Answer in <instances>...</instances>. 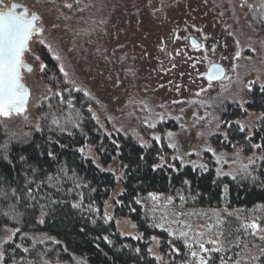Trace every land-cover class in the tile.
Wrapping results in <instances>:
<instances>
[{
  "label": "rangeland",
  "instance_id": "374dc122",
  "mask_svg": "<svg viewBox=\"0 0 264 264\" xmlns=\"http://www.w3.org/2000/svg\"><path fill=\"white\" fill-rule=\"evenodd\" d=\"M257 1L248 0L253 5L250 9L241 6L243 0H7L23 4L39 15L43 33L33 37L30 51L25 54L32 68L31 72L24 71V83L31 91L27 111L11 118L1 117L5 146L30 138L41 127L39 108L54 93H61L65 85L80 89L90 100L89 108L100 132L131 136L143 146L164 140L172 150L173 160L202 171L213 165L219 178L251 174L261 154L256 150L246 153L241 148L218 150L213 137L224 133L223 106L234 103L245 108L251 88L255 84L264 87V31L258 28L259 23L264 28V9ZM191 38L203 47L193 48ZM44 48L53 57H60L56 59L59 68L62 65L68 74L62 72L61 87L44 78ZM212 64L221 65L226 74L209 86L204 74ZM261 118L260 113L248 111L237 123L251 136ZM152 124L155 127H150ZM83 153L101 165L93 146L88 145ZM103 169L117 180L106 203L105 217L115 221L122 236L142 238L131 217L115 214L123 189L120 162L115 158ZM155 206L156 226L173 241L180 238L181 231H189L185 225L192 229L189 240L196 232L206 233L205 239L222 233L219 239L226 251L205 254L208 263L213 253L219 259L239 258L236 254L242 253L246 259L249 254L264 252V239L259 238L264 233L257 236L255 247L242 235L243 225L252 221L215 215L206 218L203 212L172 201H158ZM8 235L0 239L3 253ZM161 243L157 235L151 238V255L160 264H172L171 254L179 255V250L169 240L165 253ZM186 248L190 259L187 264H196ZM3 260L4 256L0 264ZM72 264L88 263L76 259Z\"/></svg>",
  "mask_w": 264,
  "mask_h": 264
},
{
  "label": "trees",
  "instance_id": "16d2710c",
  "mask_svg": "<svg viewBox=\"0 0 264 264\" xmlns=\"http://www.w3.org/2000/svg\"><path fill=\"white\" fill-rule=\"evenodd\" d=\"M262 25L258 24L260 31H264ZM42 55L44 78L61 87L64 81L57 60L46 48ZM61 94L63 102L60 96H52L39 108L41 127L28 139L5 146L0 117V239L9 234L7 229H19L4 244L3 264H72L76 259L88 264H160L149 251L154 235L160 237L163 252L169 240L179 250V255L171 254L172 264H187L184 238L173 241L153 219L157 202L169 198L175 205L203 212L206 218L255 220L264 227V87L255 84L251 88L245 108L234 103L222 108L224 133L213 137L214 147L261 154L251 174L235 179L217 177L213 165L206 171L182 166L173 160L164 140L143 146L131 136L100 132L84 93L64 85ZM248 111L262 115L251 136L237 123ZM53 117L59 118L60 125L52 123ZM88 145L94 147L100 166L79 151ZM115 158L123 171L115 214L131 217L142 234L140 239L122 236L115 221L105 217L117 180L103 168ZM150 193L160 199L153 200ZM242 235L252 247L257 245L258 235L251 230L243 229ZM249 256L258 259L246 258L242 264H264V252ZM208 264H221L216 253Z\"/></svg>",
  "mask_w": 264,
  "mask_h": 264
},
{
  "label": "snow or ice",
  "instance_id": "6c2138e0",
  "mask_svg": "<svg viewBox=\"0 0 264 264\" xmlns=\"http://www.w3.org/2000/svg\"><path fill=\"white\" fill-rule=\"evenodd\" d=\"M79 3V0H77ZM242 7L247 6L250 9L253 8V5L248 4V0H243L241 4ZM66 7L71 8L72 4H67ZM259 8L264 9V0H260ZM40 16L36 13L30 12V10L20 3H7L6 0H0V117L2 118H11L14 115H22L27 111V106L29 99L31 97V91L24 83V71L28 72L32 71L30 65H28L25 61V54L30 51V42L33 37L36 35H42L43 27L40 23ZM40 43H44L43 40ZM192 45L196 49H200L203 47L198 44L194 39L192 40ZM215 51V49H212ZM49 51H51V47L49 46ZM207 51V49H205ZM239 53H237V57ZM55 59L59 60L60 57L58 55L54 56ZM207 59V57H205ZM45 66L42 64L41 69ZM61 72H64V68L61 65ZM224 69L217 65L212 64L209 72L204 75L209 81V86H211V82L213 80H218L223 78ZM64 75L67 76V72H64ZM80 89H77L79 91ZM203 91V89L201 90ZM54 96H60L61 101L63 102V97L61 93H54ZM48 99V97H45ZM67 103L71 106V101H67ZM72 115L71 113L69 114ZM78 116V113H76ZM163 119V117H160ZM67 122H71L68 120ZM52 123L55 125H60V120L57 117L52 118ZM78 127V125H76ZM150 127H155L154 124L150 125ZM219 127V125H217ZM240 130L243 131V125L240 126ZM172 133L169 132L168 136L172 137ZM226 136V134H225ZM158 140L159 137H156ZM173 146L174 145H170ZM254 147H260V145H254ZM79 151L83 152L84 149L81 148ZM211 151V149H208ZM52 155V153H49ZM163 160V158L161 157ZM163 166V165H159ZM171 166V165H169ZM201 167H204L201 165ZM244 170L247 171V165L243 166ZM51 179V178H50ZM31 190H29L30 192ZM150 197L153 200H158L159 197L155 193H150ZM183 199V197H181ZM139 202V201H138ZM169 202H171V198H169ZM217 223H220L217 220ZM159 227H163V225H158ZM189 229V231H181L179 233L180 237L184 238V243L190 249V255L196 264H208V258L205 254H210L212 252L221 253L225 252L226 249L222 246L219 237L222 233H214L212 236H209L205 239L206 233L204 232H196L192 236V243H189V232H191V226L185 225ZM245 231L251 230L252 235H259L260 233H264V227H262L259 223L253 220L251 223L243 225ZM9 235L7 236V240H12L13 236H15L16 232L19 229H7L6 230ZM211 231V228H209ZM260 239H264V235L259 236ZM206 244L212 245V248L206 247ZM247 250V245H244V251ZM25 252L28 251L27 248L24 249ZM236 259L231 257L225 258L220 257L221 264H242V261L245 260V256L242 253H237ZM4 253L0 251V260L3 259ZM250 261H256L258 258L255 256H249L247 258Z\"/></svg>",
  "mask_w": 264,
  "mask_h": 264
},
{
  "label": "water",
  "instance_id": "95a60500",
  "mask_svg": "<svg viewBox=\"0 0 264 264\" xmlns=\"http://www.w3.org/2000/svg\"><path fill=\"white\" fill-rule=\"evenodd\" d=\"M39 35V34H38ZM194 38H191V40H190V42H191V45H192V40H193ZM195 40V39H194ZM198 44H199V42L197 41V40H195ZM192 47H193V45H192ZM194 48V47H193ZM196 49V48H195ZM217 65H219V64H217ZM219 66H221V65H219ZM222 67V66H221ZM211 68V67H210ZM210 68H209V70H210ZM223 68V67H222ZM224 69V68H223ZM209 70H208V72H209ZM225 74H226V72H225V69H224V74H223V78L225 77ZM205 78H206V76H205ZM223 78H221V79H218V80H213L211 83H213V82H218V81H221ZM206 80L208 81V79L206 78ZM209 82V81H208Z\"/></svg>",
  "mask_w": 264,
  "mask_h": 264
},
{
  "label": "flooded vegetation",
  "instance_id": "af4514ba",
  "mask_svg": "<svg viewBox=\"0 0 264 264\" xmlns=\"http://www.w3.org/2000/svg\"><path fill=\"white\" fill-rule=\"evenodd\" d=\"M6 2H7V0H6ZM8 3V2H7Z\"/></svg>",
  "mask_w": 264,
  "mask_h": 264
}]
</instances>
